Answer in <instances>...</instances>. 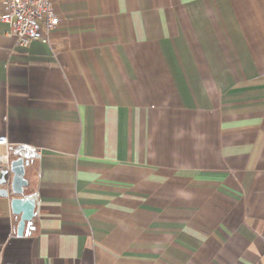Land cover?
I'll use <instances>...</instances> for the list:
<instances>
[{"label":"crops","instance_id":"0c3cea01","mask_svg":"<svg viewBox=\"0 0 264 264\" xmlns=\"http://www.w3.org/2000/svg\"><path fill=\"white\" fill-rule=\"evenodd\" d=\"M51 1L49 43L0 20V136L38 151L0 264H264V0Z\"/></svg>","mask_w":264,"mask_h":264},{"label":"built area","instance_id":"2783aa9c","mask_svg":"<svg viewBox=\"0 0 264 264\" xmlns=\"http://www.w3.org/2000/svg\"><path fill=\"white\" fill-rule=\"evenodd\" d=\"M0 20L9 25V33L20 45L31 41L49 43L51 33L57 28L60 18L54 12L51 0H2ZM0 146L6 152L0 154V169L10 179V161L16 158L27 160L38 156V151L27 144L10 145L5 136H0Z\"/></svg>","mask_w":264,"mask_h":264},{"label":"water","instance_id":"95a60500","mask_svg":"<svg viewBox=\"0 0 264 264\" xmlns=\"http://www.w3.org/2000/svg\"><path fill=\"white\" fill-rule=\"evenodd\" d=\"M27 162L22 158L10 161V179L6 181V171L0 169V197L9 198V207L13 215L18 216L16 235L22 236L31 228L35 216L36 202L30 195H24L27 186L25 179V165Z\"/></svg>","mask_w":264,"mask_h":264}]
</instances>
